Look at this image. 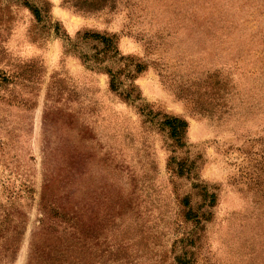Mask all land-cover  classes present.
<instances>
[{
	"label": "rangeland",
	"instance_id": "rangeland-1",
	"mask_svg": "<svg viewBox=\"0 0 264 264\" xmlns=\"http://www.w3.org/2000/svg\"><path fill=\"white\" fill-rule=\"evenodd\" d=\"M27 1L0 0V264H264V0Z\"/></svg>",
	"mask_w": 264,
	"mask_h": 264
},
{
	"label": "trees",
	"instance_id": "trees-1",
	"mask_svg": "<svg viewBox=\"0 0 264 264\" xmlns=\"http://www.w3.org/2000/svg\"><path fill=\"white\" fill-rule=\"evenodd\" d=\"M75 1L76 2L83 1V2H88L90 4L93 3L102 4L107 2V0H75ZM23 3L27 7H29L32 14L35 16V18L38 21L41 20V11L36 5L28 2L27 0H23ZM80 37L83 39V41H85V43L86 42L93 43L92 45L93 50L89 52L82 51L80 53L81 54L80 57L86 63L87 67H90L91 69H98L105 71L109 75V86L111 91L118 92L123 97V99L131 102H135L136 100H138L139 97L136 96L135 94L136 90H135L134 78L136 76V73L139 72L143 66L141 64H137L135 68L129 69L126 72H124V79L122 80L119 78V75L121 74L120 71L118 70L113 71L110 66L105 65L104 63L105 61L111 60L112 58L116 57L118 53L115 35L100 33L97 31H93V32L85 31L81 34ZM125 84L126 87H123L125 86ZM145 114L150 117L151 112L149 111L148 113ZM157 122L160 123V126L167 129V132L169 136L174 140L176 147L178 148L185 147L186 144L184 140V135L187 128V122L184 118L176 115H164L161 119L159 120L157 119ZM171 159H172V163L176 168V171L179 174H183L184 172H187L193 166L192 162H191L192 164H187L185 162L173 161L174 159H176L175 156H173ZM207 197H205V200L207 199ZM212 197L213 195L209 196V198L211 199Z\"/></svg>",
	"mask_w": 264,
	"mask_h": 264
}]
</instances>
